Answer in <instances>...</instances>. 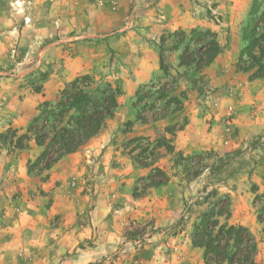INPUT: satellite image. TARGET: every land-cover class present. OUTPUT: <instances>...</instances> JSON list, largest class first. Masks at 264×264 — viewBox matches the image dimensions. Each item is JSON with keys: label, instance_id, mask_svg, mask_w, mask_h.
Masks as SVG:
<instances>
[{"label": "rangeland", "instance_id": "1", "mask_svg": "<svg viewBox=\"0 0 264 264\" xmlns=\"http://www.w3.org/2000/svg\"><path fill=\"white\" fill-rule=\"evenodd\" d=\"M190 1L197 6L194 10L200 13L201 18L204 17L202 23L206 21L215 31L221 54L207 67L195 71L194 66H177L171 60L175 52L168 50L172 43L170 41L165 43L163 60L166 74L158 70L148 83L139 87L147 85L143 91L153 96L148 100V104H151V107L155 105L154 108L157 111V108L163 105V102L157 103L156 99L160 92L159 88L165 84L171 86L175 95L184 96L186 108L181 112L183 118L176 124L166 125L165 122L164 124L159 122L153 128H147L149 130H139V132L147 131V134L137 133L134 137L148 138L150 142H153L165 136L174 141L178 132L191 123L192 109L197 115L192 132L199 138L200 149L182 151L172 145L171 154L161 156L145 154L149 157L148 164L154 162L155 167H161L169 177H172L169 191L161 194L163 197L168 195L166 211L165 213L153 212L150 218L134 217L119 222L122 232L113 250L103 256L102 260H105L106 264H145L143 253L145 247L153 244L154 240L175 236L174 233L178 230L183 233L178 237L177 242L167 247L164 264H180L182 257L183 264H202V262L210 264L204 262L201 249L193 248L188 244L187 233L191 231L195 218L206 207V204H200V201L213 189L218 192V198L225 195L230 198V222L244 223L247 226L256 242V263L264 264V223H259L257 220L256 207L253 205L255 196L253 185L257 188V194L264 192V79L249 80L250 74L238 71L235 67L242 44L241 28L252 0ZM4 7L6 11H3ZM16 7L18 4L15 0H0V11L7 13L9 18V22H0V31L10 29L14 32L10 34L9 39H4L5 50L0 54V78L1 80L12 79L14 83L21 82L25 98L31 95L34 98L36 96L41 98L45 83L54 75L63 72L62 59L64 51L67 50L64 46L71 47L77 42V36H82L88 31L105 34L91 40L84 39L90 41V44H87L88 46L82 49L81 53L78 47L76 53L69 51L68 56H71L72 60L77 57L82 59L81 66L84 70L77 72L69 82L61 85L53 99H41L35 107V115L40 103L55 101L68 83L86 74L92 78V87L105 83L120 87L122 95L117 100L116 109V112H119V106L122 103L120 99L125 93L123 82L131 78L137 56L142 57V54L133 53L128 48L126 38L128 30L133 29L143 9L141 2L139 0H56L57 19L54 24L56 33L52 36L47 35V26L51 23L39 22L41 38L33 48L32 39L28 37L29 33L24 41L17 36L16 31L20 29L21 23L15 19ZM101 8L111 13L103 23H99L95 18L97 10ZM170 33L156 39L155 49L158 53L161 38L167 37ZM55 40L62 46L61 51L56 53L50 50L52 48L50 44ZM79 41H81L80 38ZM130 43L134 44L132 39ZM70 53L73 54L70 55ZM90 59L96 61V64H90ZM70 67L71 65L68 68ZM124 96H126V102H129V96L127 94ZM153 113L148 112V117L153 116ZM165 130H170L171 134H166ZM13 135L8 131L4 137L10 142ZM126 137L131 139L132 136L126 135ZM128 140H125L121 146L125 147ZM27 142H25L26 147H29ZM40 152L41 149L28 160H34ZM139 152L136 153L139 154ZM137 162L144 163L145 158L137 159ZM149 172L150 168H145V174L137 176L134 182L133 189L136 188L137 193L143 196H147L150 191V189L144 190L147 183L145 179ZM39 180L42 181L45 178L42 177ZM69 186L71 189L82 188L84 193L87 192L90 195L89 204L90 201L96 203L97 195H103L107 208L119 207V204L115 203L114 195L110 192L100 194V183L95 188L94 178L73 179ZM205 187L206 190L203 192ZM8 199L9 197L6 196V200ZM154 201L161 206L163 199L159 197ZM154 205L156 204H152ZM182 215H185V220L180 222ZM262 216L264 217V214ZM110 228L112 231L115 226L110 225ZM21 253L24 256L26 252L22 250ZM102 260L92 264H102ZM25 264L31 263L25 262Z\"/></svg>", "mask_w": 264, "mask_h": 264}, {"label": "crops", "instance_id": "2", "mask_svg": "<svg viewBox=\"0 0 264 264\" xmlns=\"http://www.w3.org/2000/svg\"><path fill=\"white\" fill-rule=\"evenodd\" d=\"M139 1L143 9L135 26L128 30L126 35L128 48L133 53L142 54L141 58L137 56L135 60V70L131 78L123 82L124 95L129 96V102H126V96L123 95L119 112L107 121L96 136L77 151L61 157L40 175H30L27 172V162L29 157L35 156L34 153L39 152L41 148L32 138L27 142L29 147L17 148L16 139L34 118L38 102L41 99H53L61 85L69 82L77 72L84 70L81 66L82 59L77 57L72 60L71 56H68L69 51L76 53L78 47L81 53V50L90 44V41L84 39L91 40L105 34L88 31L82 36H77V42L71 47L69 44L64 46L67 50L64 51L62 59L63 72L54 75L45 83L41 98H34L33 95L25 98L21 82L14 83L12 79L0 78V264H92L101 261L118 243L122 232L119 222L134 217L150 218L156 211L165 213L168 195L163 197L161 194L169 191L172 177L168 176L169 181L166 184L150 188L147 196L134 197L135 179L145 174V168L137 166L121 144L130 139L126 135L134 137L137 133L147 134V131L139 130H149L159 122H165L166 125L176 124L182 120L183 113L181 110L155 123L141 126L136 122V112L131 108L130 101L138 87L148 83L160 70L159 53L155 49L157 38L177 30L188 32L193 28H200L198 26L215 31L206 21L202 23L204 17L201 18L200 13L194 10L196 5L190 0ZM15 2L18 4L15 19L21 23L16 33L21 37V41H24L29 33L32 48L36 46L41 38V21L51 23L47 26V35H55L56 0ZM6 10L4 7L3 11ZM3 11H0V22H9L8 14ZM110 14L108 10L101 8L97 10L95 18L99 23H103ZM115 14L117 15V12ZM13 33L10 29L0 31V54L5 50L4 39H9ZM50 45V50H54V53L62 47L56 40ZM171 60L179 66L178 52L172 54ZM89 62L96 64L93 59ZM184 108L185 103L182 109ZM190 113L193 118L191 123L179 131L171 143L178 150L200 149L199 138L192 132L197 115L192 109ZM127 122L136 124L130 132L123 133L121 129ZM8 131L14 134L10 142L4 137ZM158 168L164 171L161 167ZM42 177L45 180L40 181ZM90 178H94L95 188L100 183V194L110 192L114 195L115 203H118L119 207L107 208L104 196L97 195L98 188L95 189L98 196L96 203L90 201L89 204L90 195L87 192L84 193L82 188L76 190L69 186L73 179ZM6 196L9 197L8 200ZM159 197L163 199L161 206L154 201ZM110 225H114L115 229L111 231ZM240 225L247 227L244 223ZM182 233L183 231L178 230L173 237L152 240L153 244L143 250L144 263L164 264L167 247L177 242ZM187 242L191 245L190 231L187 233ZM22 250H25L26 258L21 253ZM102 264H106V261L102 260ZM180 264H183V257Z\"/></svg>", "mask_w": 264, "mask_h": 264}, {"label": "trees", "instance_id": "3", "mask_svg": "<svg viewBox=\"0 0 264 264\" xmlns=\"http://www.w3.org/2000/svg\"><path fill=\"white\" fill-rule=\"evenodd\" d=\"M240 36L242 44L235 63L236 69L250 74L249 80L264 79V0L251 1ZM168 41L172 43L168 50L179 54V66H194L195 71L207 67L221 54L215 32L203 28H193L188 32L177 30L167 37H162L160 41L159 65L164 74L167 70L163 60V48ZM92 86V78L88 74L78 76L60 91L55 101H43L37 106V115L16 142L17 148H23L27 146L25 142L32 138L41 148L40 154L27 162V172L30 175H40L64 155L77 151L96 136L107 121L113 119L118 107L117 100L122 95L120 87L110 83ZM146 87L147 85L139 87L131 101V108L136 112V122L139 125L155 123L182 110L184 96L175 95L174 89L165 84L159 88L160 92L156 97L157 103L163 102V105L155 111V105L152 104L151 107V104H148V100L153 96L143 91ZM148 112H154V115L148 117ZM136 122L125 123L124 130H129L123 133L130 132ZM172 132L174 133L175 129ZM165 133L171 134L170 130H165ZM171 143L172 140L165 136L153 142L144 137H133L127 141L124 149L133 162L139 167L150 168L144 190L164 185L169 181L167 173L155 167L154 162L147 163L149 157L145 154H171ZM137 151H140L139 154ZM144 158V163L137 162V159ZM205 190L206 187L203 192ZM253 190L257 220L264 223V192L257 194L255 185ZM133 195L143 196L137 193L136 188ZM218 195L213 189L200 201V204H206V207L191 225V246L202 250L205 263L257 264V247L252 233L247 227L230 222V198L226 195L218 198ZM212 199L214 201H210ZM184 220L185 215H182L180 222Z\"/></svg>", "mask_w": 264, "mask_h": 264}]
</instances>
